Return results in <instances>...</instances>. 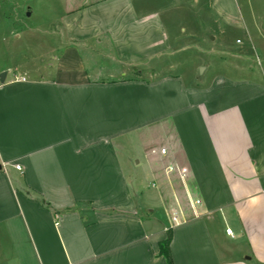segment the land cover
Returning a JSON list of instances; mask_svg holds the SVG:
<instances>
[{
  "label": "crops",
  "instance_id": "0c3cea01",
  "mask_svg": "<svg viewBox=\"0 0 264 264\" xmlns=\"http://www.w3.org/2000/svg\"><path fill=\"white\" fill-rule=\"evenodd\" d=\"M140 4L69 0L46 66L1 68L0 264H167L169 232L174 264H264V61L186 84L159 68L172 36ZM216 4L231 23L237 0ZM131 137L167 221L138 197ZM155 147L190 212H167Z\"/></svg>",
  "mask_w": 264,
  "mask_h": 264
},
{
  "label": "rangeland",
  "instance_id": "374dc122",
  "mask_svg": "<svg viewBox=\"0 0 264 264\" xmlns=\"http://www.w3.org/2000/svg\"><path fill=\"white\" fill-rule=\"evenodd\" d=\"M135 1L141 3V9L162 14L172 36V51L165 58V66L159 68L182 76L186 84L207 86L218 74L244 77L252 70L250 64L256 63V56L264 61V0H237L239 6L234 8L231 23L219 13L218 0ZM68 7L69 0H0V70L13 62L46 66L48 47L58 42L60 16ZM166 130L172 133L169 125ZM128 140L133 146L128 153L141 160L138 197L151 204L159 219L167 221L158 189L148 174L144 149L137 138ZM171 164L163 159L156 178L159 189L165 190L163 197L170 196L167 212L179 207L190 212L191 198L183 191V179L177 170L168 175L165 172ZM162 176L164 182L159 180ZM227 239L226 243H231Z\"/></svg>",
  "mask_w": 264,
  "mask_h": 264
},
{
  "label": "built area",
  "instance_id": "2783aa9c",
  "mask_svg": "<svg viewBox=\"0 0 264 264\" xmlns=\"http://www.w3.org/2000/svg\"><path fill=\"white\" fill-rule=\"evenodd\" d=\"M151 154L156 155L160 161H163V159L166 157V155L168 154V152H167V149L166 148H160V149H158L157 147H155V148H153L151 150ZM16 169H21V166L20 165H16ZM173 170H177V168L174 165H170V166H168L165 169V172L168 175L169 172H171ZM196 202L197 203H200V200H196ZM179 210L181 212V209L180 208H179ZM173 218H174V220H176L177 219V216L176 215H173ZM227 233L228 234L229 233L231 234V230L230 229H227Z\"/></svg>",
  "mask_w": 264,
  "mask_h": 264
},
{
  "label": "trees",
  "instance_id": "16d2710c",
  "mask_svg": "<svg viewBox=\"0 0 264 264\" xmlns=\"http://www.w3.org/2000/svg\"><path fill=\"white\" fill-rule=\"evenodd\" d=\"M171 238L172 236L169 232L167 238L159 243V254L165 257L167 264H174L170 251Z\"/></svg>",
  "mask_w": 264,
  "mask_h": 264
},
{
  "label": "water",
  "instance_id": "95a60500",
  "mask_svg": "<svg viewBox=\"0 0 264 264\" xmlns=\"http://www.w3.org/2000/svg\"><path fill=\"white\" fill-rule=\"evenodd\" d=\"M6 75H7V72H2L1 74H0V81H4L5 80V78H6Z\"/></svg>",
  "mask_w": 264,
  "mask_h": 264
}]
</instances>
